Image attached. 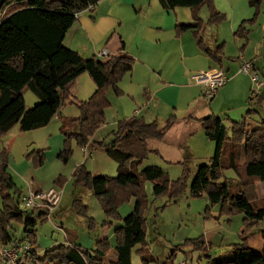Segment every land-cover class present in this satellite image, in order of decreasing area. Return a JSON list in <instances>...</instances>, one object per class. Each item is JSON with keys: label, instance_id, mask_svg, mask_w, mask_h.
Returning a JSON list of instances; mask_svg holds the SVG:
<instances>
[{"label": "trees", "instance_id": "trees-1", "mask_svg": "<svg viewBox=\"0 0 264 264\" xmlns=\"http://www.w3.org/2000/svg\"><path fill=\"white\" fill-rule=\"evenodd\" d=\"M165 8L189 7L194 20L180 23L179 34L192 30L200 47L216 61L224 59L223 45L215 50L209 48L202 37L204 20L199 12L203 6L211 9L209 24H218L225 14L213 8V0H160ZM254 8L253 17L237 29L236 35L247 40L250 29L259 15L264 0H247ZM99 0H0V139L15 125L22 131H30L48 125L61 107L73 104L79 115L65 117L60 131L65 136L64 147L58 158L67 162L73 152L72 143L88 146L97 129L106 121V109L111 105L110 93H123L119 86L123 76L133 69L134 58L126 53L113 54L107 58L83 57L79 52L64 44L66 29L58 15L82 12L96 5ZM245 45H243L244 47ZM87 73L95 83V91L88 99H79L73 94L78 78ZM30 88L39 102L33 107L26 105L24 90ZM251 102L254 104L253 99ZM255 112L251 110L248 114ZM172 115L167 123L147 122L133 116L119 120L111 131V140L98 142L107 155L118 166L117 174L95 175L86 161L75 168L74 185L93 191L105 211L102 226L115 228L116 243L113 246L108 237L97 239L95 247L86 248L73 242L59 243L47 249L40 257L38 223L48 220L46 209H23L24 194L17 185L8 164V150L0 155V243H30L31 255L36 263L54 264H134L133 252L148 262V218L151 203L145 183L153 184L155 199L167 198V203L189 192L192 198L206 197L213 205L221 206V214L243 213L244 229L240 240L227 245L234 252L233 259L209 255L211 264H264V249L259 252L251 248L249 240L264 229L255 230L264 221V197L260 201L258 183L264 182V120L251 129L248 118L232 121L227 125L222 117L208 115L199 120L207 137L215 143V151L209 163L198 166L195 175L188 165L191 154H185L184 169L180 177L171 179L168 172L159 165H148L139 170L143 160L158 149L149 145L151 139L162 140L174 125ZM74 144V145H75ZM35 165L45 161V151L38 150L27 155ZM135 170H138L135 173ZM227 170H233L235 177H228ZM65 176L56 178V184H64ZM134 204L131 211L122 215L123 205ZM164 204L163 208L167 205ZM74 205L82 206L90 228L96 222L88 214V205L76 198ZM56 211V210H55ZM55 215V212L54 214ZM53 217V216H52ZM52 221V220H51ZM22 236H17L18 225ZM156 225V221L154 224ZM260 231V232H259ZM207 249L204 235L179 245ZM114 258L107 261L111 250ZM153 258V256H151Z\"/></svg>", "mask_w": 264, "mask_h": 264}, {"label": "crops", "instance_id": "crops-1", "mask_svg": "<svg viewBox=\"0 0 264 264\" xmlns=\"http://www.w3.org/2000/svg\"><path fill=\"white\" fill-rule=\"evenodd\" d=\"M263 3L255 23L246 25L251 30L247 40L236 35L240 25L251 19L254 14V8L247 0H213V8L225 14V19L218 24L208 23L211 14L210 7L201 8L199 14L205 22L202 29L203 40L209 48L214 50L223 45L225 57L222 62L216 61L200 47L192 30H186L181 34L177 32L178 24L194 20L192 10L186 6L165 8L160 0H99L96 5L86 9L89 10L88 12L84 10L77 14L58 15L66 29L64 44L79 52L83 57L107 58L113 54L126 53L134 58L133 69L121 84L124 95L116 96L110 93L111 105L105 111L106 121L97 129L88 143L87 152H84L83 147L79 151L75 168L86 161L93 174L115 176L118 170L117 163L108 157L98 142L107 141L108 134H111L116 123L128 117L137 116L147 122L156 121L161 125L167 123L172 115L176 117L174 125L162 140L151 139L149 141V145L158 149L161 156L168 162L170 160L184 161L187 153L205 158L213 155L215 146L212 143L214 142L207 137L199 122L208 115H219L227 125L232 121L248 118L252 128L258 127L259 122L264 120L262 114L264 84L256 96L252 95L253 80L250 75L242 73L240 69L243 61H253L264 82ZM257 33L259 37L256 36ZM103 50H107L108 53L101 57L100 53ZM210 68H223L228 77L227 83L212 99L206 98L203 87L197 84L192 77L193 73ZM95 88L91 76L83 73L73 87V94L79 99H88L94 93ZM39 101L38 97L29 104L35 105ZM27 106L32 105L27 104ZM77 109L73 104L63 105L46 127H49L52 122L56 125L58 123L56 119L62 123L65 117L77 116ZM251 110L255 112L248 114ZM57 132L60 131L57 130ZM54 138L57 141H54ZM48 140L50 143L48 147L53 146V150L47 155L55 159V156L58 157L63 149V138L55 131V135L48 133ZM7 141L9 145H13L11 138ZM167 142H169L168 145ZM211 147L213 153H209ZM4 148H7L6 145ZM197 149H205L207 153H196ZM13 168L17 172H23L24 169L14 163ZM15 171L11 170L15 180L19 183V174L16 173L15 177ZM195 171L196 169L194 173ZM32 176L27 183L19 185L23 193L29 188L45 190L44 188L49 186H46V182L43 183L39 178ZM75 188L78 191L80 187L75 186ZM191 207L199 212H202V209L211 212L214 210L216 213L219 211L220 214L215 213L217 218L225 217L226 220L230 218L226 214H221L220 205H213L207 198L197 201L193 199ZM131 208L129 207L127 211L130 212ZM61 209L60 202L55 216L63 220L60 228L63 229L66 242L68 240L73 244L84 246L78 238V232L64 226V220L67 217ZM120 224L121 221H114L109 233L99 239L105 237L115 239L114 231ZM221 226L217 221V225L212 228L206 229L205 227L206 242L210 246V242L219 239L217 233H223V236H226L224 234L226 229ZM153 231L160 233V226L157 225ZM259 236L262 237L258 235L251 239L250 246L261 252L264 249V241L260 242L259 249L253 247L257 242L255 239ZM42 242L39 240V255L59 243H64L61 242L60 237L54 236L50 239H42ZM110 242L112 244L111 240ZM229 244L232 243H228L227 239L223 238L218 242L220 247H226ZM0 259L4 261L1 254ZM170 259L168 257L164 264L171 261L175 263L176 256L172 255Z\"/></svg>", "mask_w": 264, "mask_h": 264}, {"label": "rangeland", "instance_id": "rangeland-1", "mask_svg": "<svg viewBox=\"0 0 264 264\" xmlns=\"http://www.w3.org/2000/svg\"><path fill=\"white\" fill-rule=\"evenodd\" d=\"M262 6V8L264 9V3ZM88 11L89 10H85L84 12ZM256 36L259 37L258 33L256 34ZM100 56L103 57L102 55ZM129 74L130 72L126 73L123 76L122 80H120L119 82V86L121 87L123 93L121 95H117L113 91H111L112 94L116 96L124 95V90L121 84L123 82V79L129 76ZM24 97L26 105H32L29 106V108L34 106V104L29 103L38 98V96L30 88H26L24 90ZM77 110L78 116L79 109ZM262 114L264 117V111H262ZM56 121H58L56 125L54 122H52L49 127L44 126L30 131H22L19 125H15L7 134H4L0 139V155L1 151L4 150V146L6 145L8 150L9 168L15 171L13 168V163L16 164V166H18L19 168H24L23 172H17V170L15 171V177L16 173L19 174V183L15 180L18 186L20 184L24 185V183H27V181H29L31 176L33 175L32 177L39 178L41 182H46V186L49 185L48 187H45V190L43 191L49 190L52 187H56L60 191H62L60 201L62 205L61 210L67 217V219L64 220V226L68 229L70 228L71 230L78 232V238L81 242H83L84 247L92 249L95 247L96 239L106 236L111 228L110 226H102V222L106 218L105 211L95 197L93 191L84 187H80L77 191L75 188L73 173L75 171V164L77 161L78 153L80 150H82V147L76 145V141L74 142V144L76 143L75 145L72 143L73 150L75 151L67 162H64L57 156H55L56 158L53 159V157L47 155L53 150V146L52 148L48 147V145L50 144L48 140V133H53V135H55L56 131V134H60L63 138V141L65 140V136L60 131L61 123H59V119H56ZM57 124L59 127L57 126ZM251 129L253 128L251 127ZM57 130H59L60 132H57ZM9 138H11L13 141L12 146L8 144L9 142L7 141V139ZM111 138V134H108V141H110ZM53 140L57 141V139L55 138ZM168 143L169 142H167V145ZM212 144H214L215 146V143ZM39 149H43L46 152V158L42 165H35L33 159L28 157L27 155L29 153L38 151ZM211 149L212 147L210 148L209 153L212 152ZM171 151L175 152V150L173 149H171ZM195 152L205 154L207 153V150L197 149ZM111 160L113 161V159ZM187 161L190 169L192 170V176L190 178V180H192L195 175L194 170L202 164L209 163V158L191 155V157ZM183 162L184 161L181 160H179L178 162H175V160H170V162H168L167 159L163 158L160 153H151L143 160L139 167V170L148 165H159L168 172L171 179H176L183 173ZM21 164H23V166H21ZM87 166L89 167V163ZM137 171L138 170H135V173H137ZM226 174L228 177L236 176L233 170H227ZM60 175L65 176L64 181L66 180V182L63 185L55 183L56 178ZM152 188L153 184L151 182L145 183L146 192L148 193L151 200L149 211L147 213L149 226L148 240L151 242L149 244L148 250L150 257H148V262H145L140 257V255H138L136 251H134L132 255L134 264H164L168 257L169 260H171L170 257H172V255L176 256L175 264L180 263V261L181 263L183 261V263L185 264H211L208 262L210 261V258L208 257L209 255H217L220 258L233 259L231 257L234 256V252L232 250H229L228 247L226 248L225 246H218V242L221 240V238L227 239L228 243H234L240 240V234L244 229L243 213H236L231 216L228 215L230 218L227 220L225 219V217L217 218V216L215 215L216 211L214 210H212L211 212L210 210L205 211V209H202L203 211L199 212L196 211L195 208L191 207V202L193 199H195L196 201L198 199L206 200V197L192 198L190 197L189 192H186L179 196L176 200H172L167 203V198L165 197L155 199L152 195ZM258 191L261 201L264 197V182L258 183ZM76 198L81 199L84 204L88 205V214L94 218L96 226L90 228V223L86 214L81 212L82 206L78 205V207L76 208L74 205V200ZM166 203L167 205L163 208L164 204ZM133 204L134 199L131 203H127L125 204V206L123 205V207L121 208V213L123 215H126L128 213L127 209H129V207H132ZM217 213L220 214L219 211H217ZM154 221H156L155 226L153 225ZM217 221L222 225L221 227L226 229V232L224 233L226 236L224 237L223 233H217V235L219 236L218 240H213L212 242H210L211 246L207 242L208 248L210 247L208 250H205V248L195 249V246L193 244L191 246L178 247L179 245H182L186 241V239L194 241L201 235H204L205 237V227L206 229L212 228L213 226L217 225ZM62 222L63 220L58 219L55 215H53L52 221L45 220L39 222L38 227L41 243H43L42 239H50V237L53 236L60 237L61 242H66L65 236L62 231L63 229L60 228ZM157 225L160 226V233H154L153 231V228L157 227ZM259 229H264V221L259 224V227L254 228V231ZM16 234L17 236H22L21 224L18 225V231H16ZM258 235H261L263 237L261 233L256 234L254 237ZM262 237L259 236L255 239L257 240V242L253 245V247L258 249L260 248V242L264 241V237ZM251 239L249 240V243ZM110 240L112 241V244L114 246L115 239L111 238ZM114 254L115 251L113 249L109 253L107 261L113 259ZM43 255L44 254L42 252V254H40V257H43ZM151 256H153V258ZM169 263L173 262L171 261ZM0 264L8 263L0 259ZM39 264L54 263L42 262Z\"/></svg>", "mask_w": 264, "mask_h": 264}, {"label": "built area", "instance_id": "built-area-1", "mask_svg": "<svg viewBox=\"0 0 264 264\" xmlns=\"http://www.w3.org/2000/svg\"><path fill=\"white\" fill-rule=\"evenodd\" d=\"M107 53V50H103L100 55L105 56ZM240 71L251 76L254 83L252 95L256 96L264 82L254 62L243 61ZM192 77L197 84L203 87L204 95L209 99L214 98L218 90L228 81V77L223 68H210L208 70L197 71L193 73ZM87 149V146L83 147L84 152H87ZM61 194L62 191L56 187H52L46 191L29 188L22 195L21 207L23 209H46L47 218L51 221L55 210L60 204ZM31 250L32 245L30 243L11 242L2 246L0 254L8 264H35L36 259L35 256L31 255ZM178 264L185 263L180 262Z\"/></svg>", "mask_w": 264, "mask_h": 264}]
</instances>
